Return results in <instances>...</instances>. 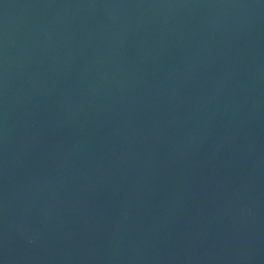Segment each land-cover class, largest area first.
I'll list each match as a JSON object with an SVG mask.
<instances>
[{"label":"water","instance_id":"1","mask_svg":"<svg viewBox=\"0 0 264 264\" xmlns=\"http://www.w3.org/2000/svg\"><path fill=\"white\" fill-rule=\"evenodd\" d=\"M0 264H264V0H0Z\"/></svg>","mask_w":264,"mask_h":264}]
</instances>
